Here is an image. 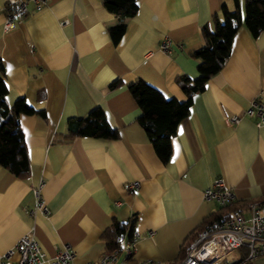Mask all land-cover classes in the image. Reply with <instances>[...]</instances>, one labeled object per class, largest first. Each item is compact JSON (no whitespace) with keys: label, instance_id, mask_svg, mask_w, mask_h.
Segmentation results:
<instances>
[{"label":"crops","instance_id":"0c3cea01","mask_svg":"<svg viewBox=\"0 0 264 264\" xmlns=\"http://www.w3.org/2000/svg\"><path fill=\"white\" fill-rule=\"evenodd\" d=\"M24 1L26 13L3 30L7 3L0 0L3 98L10 104L22 97L42 114L17 115L27 177L0 166V253L32 227L45 256L66 244L74 264L93 261L107 250L101 234L111 221L130 220L139 233L131 259L174 262L186 235L218 207L202 197L213 178L236 201L264 203V124L247 116L229 120L251 100L264 102V28L253 36L236 28L227 59L176 123L164 163L137 123L127 90L140 79L182 100L175 77L197 75L189 52L201 45L200 28L209 27L211 13L230 8L231 0H137L116 43L106 30L115 18L100 0H45L36 9ZM163 39L167 51L159 49ZM95 106L117 138H66L69 119ZM36 187L46 214L28 213ZM16 258L14 252L10 264ZM251 261L264 264V255Z\"/></svg>","mask_w":264,"mask_h":264},{"label":"trees","instance_id":"16d2710c","mask_svg":"<svg viewBox=\"0 0 264 264\" xmlns=\"http://www.w3.org/2000/svg\"><path fill=\"white\" fill-rule=\"evenodd\" d=\"M100 3L115 18L106 30L111 41L116 43L123 34L125 20L136 10L137 0H100ZM239 25H243L252 36L264 28V0H231L230 8L222 4L218 12L211 13L209 27L204 25L200 28L201 45L189 52V55L196 59L197 75L194 78L183 74L175 77L177 85L184 93L182 100L172 96L166 97L140 79L127 84V90L139 109L136 121L143 129L154 154L162 163L169 157V138L174 134L176 123L187 114L193 95L204 88L207 78L217 72L227 59L231 39ZM1 70L0 65V72ZM115 83L111 82L109 86H114ZM5 91L6 86L0 76V166L12 176L24 179L28 175L29 167L17 115L42 114V112L33 109L22 97L15 98L10 104L5 103L3 98ZM64 135L66 138L85 135L115 139L118 133L116 128L108 124L101 108L95 106L85 115L69 119ZM247 204L248 201L233 200L229 205L218 206L208 213L186 235L179 246L176 261L183 256L190 241L200 229L212 227L239 210L245 211ZM132 223L133 221L130 220H112L101 234L105 248L107 250L116 248L118 246L116 236L122 231L128 236ZM238 251V259H242L244 250L238 248ZM231 264H253V262Z\"/></svg>","mask_w":264,"mask_h":264},{"label":"built area","instance_id":"2783aa9c","mask_svg":"<svg viewBox=\"0 0 264 264\" xmlns=\"http://www.w3.org/2000/svg\"><path fill=\"white\" fill-rule=\"evenodd\" d=\"M33 8H39L45 0H29ZM6 9L2 21V29L7 30L14 26L15 18L26 13L24 0H6ZM168 41L159 42V49L167 51ZM247 116L254 120L256 126L264 124V102L253 99L240 112L230 116L229 120L236 123L241 117ZM40 185V184H39ZM137 181L128 184L129 188H136ZM36 198L34 209L42 214L47 213L44 204L38 200V188L32 189ZM202 197L213 199L218 206L229 205L233 200L231 190L225 187L220 177H215L211 183L202 190ZM147 231V234H150ZM139 233L133 227L130 234L120 232L115 240L118 246L112 250H105L96 260L81 264H227L251 261L264 255V203L250 201L245 211H237L226 219L221 220L212 227L200 229L190 241L183 256L177 262H166L155 259H131L134 241ZM242 248V259L232 258L233 250ZM16 252L17 258L13 264H74L72 252L68 245L57 250L52 256H45L34 237L33 228H28L14 241L11 247L0 253V264H10L9 257Z\"/></svg>","mask_w":264,"mask_h":264},{"label":"rangeland","instance_id":"374dc122","mask_svg":"<svg viewBox=\"0 0 264 264\" xmlns=\"http://www.w3.org/2000/svg\"><path fill=\"white\" fill-rule=\"evenodd\" d=\"M233 251H235V250H233ZM233 251H232V255H234V253H235V252H233ZM236 257L239 258L238 255H237ZM255 260L258 261L259 259H255ZM255 260H254V261H255Z\"/></svg>","mask_w":264,"mask_h":264},{"label":"water","instance_id":"95a60500","mask_svg":"<svg viewBox=\"0 0 264 264\" xmlns=\"http://www.w3.org/2000/svg\"><path fill=\"white\" fill-rule=\"evenodd\" d=\"M227 264H230V263H227Z\"/></svg>","mask_w":264,"mask_h":264}]
</instances>
